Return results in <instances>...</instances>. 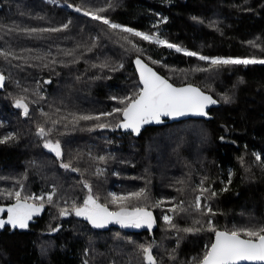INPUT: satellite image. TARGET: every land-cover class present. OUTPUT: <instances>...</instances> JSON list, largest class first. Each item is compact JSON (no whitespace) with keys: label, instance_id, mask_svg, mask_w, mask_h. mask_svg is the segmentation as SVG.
<instances>
[{"label":"trees","instance_id":"16d2710c","mask_svg":"<svg viewBox=\"0 0 264 264\" xmlns=\"http://www.w3.org/2000/svg\"><path fill=\"white\" fill-rule=\"evenodd\" d=\"M98 8L106 9L98 14L112 23L199 55L264 59V0H0V53L8 54L0 55L5 78L0 138L15 134L0 144V193L44 196L43 210L26 230L0 229V264H145L140 244L152 245L157 264H192L214 234L177 231L163 216H173L181 229L192 227L194 219L207 221L208 216L189 207L200 194L201 181L217 193L201 204L216 213L210 218L218 230L264 225V65L212 66L83 15ZM45 28L62 30L30 31ZM137 57L172 84L195 85L210 94L219 103L209 110L212 118L163 121L136 137L115 130L118 115L74 122V115L124 107L113 97L139 90L132 65ZM20 97L28 104L27 116L14 106ZM39 126L52 131L42 139L36 135ZM46 140L61 143L60 159L43 147ZM230 173L228 191H221ZM83 181L110 211L119 209L109 203V193L144 189L148 199L129 207L152 212L153 232L118 224L97 229L76 216L73 202L80 206L88 195ZM157 201L164 203L156 207ZM181 201L187 212L167 211ZM14 203V197L0 195V208ZM63 208L68 214L61 216Z\"/></svg>","mask_w":264,"mask_h":264},{"label":"snow or ice","instance_id":"6c2138e0","mask_svg":"<svg viewBox=\"0 0 264 264\" xmlns=\"http://www.w3.org/2000/svg\"><path fill=\"white\" fill-rule=\"evenodd\" d=\"M71 7V5H69ZM76 12H81V8L77 7ZM106 11L105 8H98L94 11L84 10V16H90L92 20H98L101 23L108 26L112 30H119L123 33H128L130 36L139 37L144 41L150 43H156L168 48H174L177 52H183L184 55L190 57H197L199 60L208 61L210 65L215 67L222 66H237L242 65L247 67L248 65H264V59L257 58L255 56L245 58H209L203 55H199L196 52L182 49L177 45L160 39L156 35L145 34L140 31H136L129 27H124L116 23L110 22L107 18L100 16L98 13ZM193 19H196L193 17ZM68 25H63V28H67ZM61 28L52 29H31L30 31H42V32H58ZM127 39V38H126ZM131 43V41H129ZM255 46L254 42H249ZM137 51H141L135 44L132 45ZM0 55H8L6 53H0ZM136 69L139 73V83L142 87L132 95L115 98L117 103L124 105L122 108H113L111 112L101 113L100 115H74V122L76 121H100L101 117L120 116L121 121H118L115 125L117 128L130 130L132 133L139 135L141 128L144 125L156 123H162V117H182L187 115L195 116H207L206 109L210 105H215L217 101L213 99L211 95L205 94L201 89L192 86L191 84L185 87H175L168 82L167 79L158 75L151 67L144 63L139 57L134 61ZM153 63H159L153 61ZM122 67V65H121ZM196 71H207L209 69H195ZM4 77L0 75V87H3ZM229 97L225 96V102H229ZM16 108L22 109L23 115L27 116L29 113L28 104L25 103V98L20 97L15 100ZM53 123H56L55 121ZM98 128H107V123H97ZM51 129L46 130L43 126L38 127L36 133L40 138H44L51 133ZM15 139L14 133H8L0 138V144H4L10 140ZM49 152L54 153L57 159L63 156L61 143L57 140L55 142L46 140L43 144ZM256 160L260 161L261 157L258 154H254ZM100 160H104V157H100ZM60 167L78 172L79 169L72 167L71 163H61ZM264 167V165H262ZM206 179V178H205ZM83 186L88 189V195L83 200L82 205L77 206L75 202L72 205V211L78 217H83L94 228H104L109 224H119L121 227H134L141 228L147 227L152 229L155 224V218L151 211H148L146 207L132 205L133 201L147 200V194L144 189L139 191L130 192L124 195H117L115 193H109V203L115 205L119 210L110 211L107 203H100L99 196L93 195L91 185L83 181ZM231 184V173L229 174L227 183L221 191H228L227 185ZM199 195L196 196L195 202L189 207L199 212L202 216H208L207 221H201L200 219L193 220L192 227L179 228L173 223V216L164 215L163 220L170 228L177 231H183L185 233H196L200 231H210L214 234V241L205 247L203 255L199 258H193L192 264H264V225L259 227H233L230 230H218L211 216H215L216 213L212 210L209 204H201V200L216 197L217 193L211 188L203 186V181L199 186ZM205 193L208 195L205 197ZM7 195L8 197H14L15 203L5 208H0V213H7V219H0V229H3L5 225H10L13 229L28 228L29 221L33 219L35 215H39L44 208V196L27 195L21 196V191L0 193V195ZM29 200H39L40 204L29 203ZM47 202L52 204L53 196L48 195ZM164 201H157L155 206L160 207ZM171 203V202H170ZM168 212L180 215L188 211L184 207V202L173 203V206L167 209ZM68 214V209L63 208L60 210V215L64 216ZM195 225H201L197 228ZM139 251L142 253L143 261L145 264H157V260L152 252V245H138ZM87 264V262H85Z\"/></svg>","mask_w":264,"mask_h":264},{"label":"water","instance_id":"95a60500","mask_svg":"<svg viewBox=\"0 0 264 264\" xmlns=\"http://www.w3.org/2000/svg\"><path fill=\"white\" fill-rule=\"evenodd\" d=\"M138 58V57H137ZM140 58V57H139ZM136 59V58H135ZM135 59H134V61H135ZM141 59V58H140ZM144 63H146L143 59H141ZM134 61H133V63H132V65H133V68H134V71H135V73H136V76H137V78H138V82H139V73H138V71H137V69H136V65H135V63H134ZM149 67H151L158 75H160L161 77H163V78H165L164 76H162L160 73H158L152 66H150L148 63H146ZM166 79V78H165ZM168 82L169 83H171L169 80H168ZM44 83L45 84H49L50 83V80H45L44 81ZM172 84V83H171ZM139 85H140V87H142V85L139 83ZM173 86H175V87H185V86H187V85H189V84H185V85H179V86H177V85H174V84H172ZM192 86H194V87H197V86H195V85H192ZM2 88L3 87H0V90H2ZM197 88H199V87H197ZM200 89V88H199ZM205 94H207V95H210V94H208V93H205ZM214 99V98H213ZM218 106H219V103L217 102L215 105H210L207 109H206V112L208 113V115L207 116H195V115H187V116H182V117H176V118H171V117H162V122L163 121H167L168 123H177V122H180V121H185V120H189V119H199V120H206V121H208V120H210L211 118H212V116L209 114V110H211V109H215V108H218ZM121 120H122V117H121ZM157 125H159V124H156V123H151V124H147V125H144L142 128H141V131H140V133L145 129V128H147V127H154V126H157ZM115 130H119L120 132H122V133H131L133 136H138V135H136V134H134V133H132L130 130H125V129H121V128H117L116 127V129ZM46 151L48 152V153H50L53 157H55V155H54V153H51V152H49L47 149H46ZM56 158V157H55ZM57 159V158H56ZM9 206H11V205H6V206H3V207H1V208H5V209H7V207H9ZM2 214H5V216L3 217V218H1V219H7V213L6 212H4V213H2ZM113 224H115V223H112V224H109L107 227H104V228H97V229H105V228H108L109 226H111V225H113ZM119 225V224H118ZM5 227H11L10 225H5ZM154 227H155V224L153 225V227H152V229L151 230H149L147 227H141V229H144L145 231H147L148 233H152L153 232V230H154ZM12 228V227H11ZM15 229H19V230H21L20 228H15ZM27 229V228H26ZM26 229H23V230H26ZM214 241V236H213V239H212V242ZM211 242V243H212Z\"/></svg>","mask_w":264,"mask_h":264},{"label":"flooded vegetation","instance_id":"af4514ba","mask_svg":"<svg viewBox=\"0 0 264 264\" xmlns=\"http://www.w3.org/2000/svg\"><path fill=\"white\" fill-rule=\"evenodd\" d=\"M5 216V215H4Z\"/></svg>","mask_w":264,"mask_h":264}]
</instances>
